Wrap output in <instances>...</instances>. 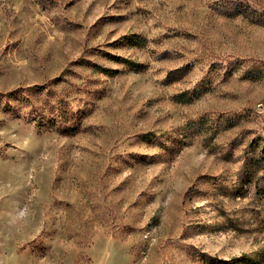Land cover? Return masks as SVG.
<instances>
[{
    "label": "rangeland",
    "instance_id": "obj_1",
    "mask_svg": "<svg viewBox=\"0 0 264 264\" xmlns=\"http://www.w3.org/2000/svg\"><path fill=\"white\" fill-rule=\"evenodd\" d=\"M0 264H264V0H0Z\"/></svg>",
    "mask_w": 264,
    "mask_h": 264
}]
</instances>
